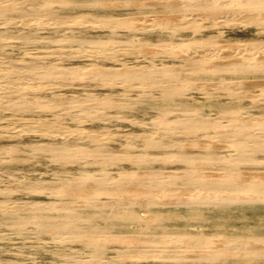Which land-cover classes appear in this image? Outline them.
Wrapping results in <instances>:
<instances>
[{"label":"bare ground","instance_id":"6f19581e","mask_svg":"<svg viewBox=\"0 0 264 264\" xmlns=\"http://www.w3.org/2000/svg\"><path fill=\"white\" fill-rule=\"evenodd\" d=\"M108 1L120 3L121 7L123 4H138V7L132 5L129 16L105 13L104 7L110 10L109 5L106 6ZM71 6L79 7V12L57 13ZM146 14L149 15L145 17ZM80 23L85 27H79ZM130 27L135 28L142 39L129 37ZM93 29L103 31L106 36L92 38ZM224 31L227 38L221 41ZM258 32L264 34V0H0V154L5 156L3 159L8 165L5 171H0V264L131 263V258L126 260L121 251L104 248L103 241L94 238L95 233H104L109 228L90 225L93 218L89 213L72 231L69 230L71 219L81 215L80 210L59 219L35 215L63 209L56 195L66 190L70 193L74 188H78L76 193L80 197L85 198L90 192L87 199L103 200L102 203L114 193L121 195L131 189L140 190L141 199L127 196L131 203L196 212L203 208L264 204L262 114L162 111L154 118H130L127 131L121 134L88 127L115 120L112 110L123 106L136 110L142 105V102L126 103L127 99L170 101L186 98L199 90L203 99L237 100L246 93L247 97L255 100L257 97L264 102V39L252 38V34ZM60 45L72 48L57 52ZM194 73H210L218 78L196 83L187 78ZM224 75L240 78L224 79ZM51 92L60 94L45 95ZM204 127H221L226 132L198 137L228 142L232 148L209 150L200 146L191 152L166 153L180 147L182 150V140H177L181 137H176L175 128L189 134L187 130L197 133L206 130L200 129ZM56 138L60 140L58 143L54 141ZM116 141L127 149L143 150L138 158L125 156L130 164L152 158L162 163L175 161L187 167L153 171L138 185L135 182L130 186L122 185L126 182L124 176L114 178L107 172L84 169L86 162L94 157L90 158L94 151L116 160L114 158L120 155H114L110 144ZM56 151L64 156L56 155ZM150 154L152 157H148ZM27 155L35 160L52 155L56 164L76 161L79 167L71 172L56 170L40 175L24 166ZM205 163L212 167L205 168ZM207 172L208 176L217 173L216 179L208 178ZM140 191L132 193L137 196ZM183 192L188 195L181 197ZM173 193H180L181 198ZM164 194H173L175 197L171 196L177 199L171 197L168 199L171 201L164 203L159 199ZM39 195L50 198L42 203L35 199ZM115 201L117 205H110L115 203L112 200L101 206L105 208L104 216L118 215L117 206L122 203ZM91 207L101 209L99 205ZM162 238L191 248H201L210 240L188 234ZM152 241L156 242L157 238ZM253 243L261 244L260 249L264 250V238H255ZM250 244L242 238L231 237L225 240L224 248H210L211 251L200 257L195 255L194 259L204 264H236L231 251L247 249ZM167 249L153 255L171 260L181 259L183 254L187 256L185 251H181L182 254L175 252L176 249L171 252L170 246Z\"/></svg>","mask_w":264,"mask_h":264},{"label":"rangeland","instance_id":"374dc122","mask_svg":"<svg viewBox=\"0 0 264 264\" xmlns=\"http://www.w3.org/2000/svg\"><path fill=\"white\" fill-rule=\"evenodd\" d=\"M109 2L110 1H108V3L106 2V6L109 5L110 10L108 8L104 7L105 13H114V14H120L123 16H129L132 13L131 8L138 7V4H135V5L134 4H123V6L121 7L120 3H116L115 1H111L110 3ZM118 7H121V8L115 9V10L113 9V8H118ZM78 12H79V7H75L73 9V7L71 6L69 8L59 10L57 13H59V15L60 14L66 15V14H75ZM147 15H149V14H146L144 16L147 17ZM145 19H150V18L148 17ZM80 24L78 25L79 27H81V28L85 27L83 25V23H80ZM129 29L132 31V32L129 31L130 33L128 32L129 37H131L133 40L142 39L140 35H137L135 28L130 27ZM222 33H223L222 36L220 35L221 41L225 40V37L227 36L225 31ZM105 36H106V34L99 29H93V31L91 33L92 38H100V37H105ZM247 37L250 38V36H247ZM153 38H155V37H153ZM159 38H163V37H159ZM252 38L256 39V40H261V39H264V34L261 32L254 33V34H252ZM42 40L45 41L46 39H42ZM70 48H72V46L60 45L56 48V51L62 52V51H65L66 49H70ZM153 51L155 52L158 50L154 49ZM222 77L224 79L230 78V80H237L240 78L236 75H224ZM187 78L191 79L192 81H194L196 83H198V82L201 83V82H205L206 80L215 81L218 77L215 75H212L210 73L202 74V75L194 73V74H189L187 76ZM242 86H244V89L246 88V85L244 82L242 83ZM130 92L139 93L137 90H131ZM57 94H60V92L45 93V95H52V96L57 95ZM203 98L204 97L202 95V92L199 90H196V91L192 92L191 95H189L186 98L177 99V100H170V101H168V100H141V99L140 100H130V99H127L126 103L142 102V105L138 106L136 110L131 109L129 106H123L122 108L117 109L118 110V111L116 110L117 112L115 110L114 111L112 110V116H113V118H115V120L108 121V122H97L95 124H90L88 127L95 129V130H108L109 132H112L114 134H121V133H124L127 131L126 128H127L128 124L131 123V122H129L130 118H132V117H135L137 119H139V118H145V119L154 118L155 116H158V114L161 113L162 111H168V112H172V113H184V112H189L192 110H198V111L206 113V114L210 113V114H216V115L224 114V113L230 112V111H240L245 115H253V114H260L261 115L262 114L264 116V102L259 100V98L257 99V97H256V100H255V98L251 99V98L246 96V93H244L243 97H241L240 99H237L238 101L236 99H225V98H217V99H203ZM94 107H96V106H93L92 108H94ZM149 113H151V114H149ZM175 129L177 131L176 137H181V138H177V140H182V150L180 147V149L169 150L166 153L176 154L179 152H191L194 149H198L197 147H200V146L204 147L205 149H209V150H211V149H231L232 148V144H230L228 142L221 143L219 141L217 142L216 140H212L210 138L198 137V136H208V135L211 136L217 132H226L225 129H223L221 127L200 128V129H206L203 131L196 129L197 131L198 130L199 131L196 133V132H194L195 131L194 130L193 132L195 134L191 132L192 130H187L190 132H189V134H186L187 133L186 130H183V133H181L182 130H179L178 128H175ZM178 131H180V133ZM190 133H192V134H190ZM204 139H206V140H204ZM208 139H210L212 141L209 140L210 141L209 142ZM54 141H55V143H58L60 140L58 138H56V140H54ZM197 141H199V142H197ZM206 142H208V143H206ZM110 144H112L111 149H112L114 155H120V156H118L120 158V160L117 161V159H118L117 156H116V158H114L116 160H113V159L111 160L108 157L103 156L100 152L94 151L93 154L90 156V158L92 156H94V157H92L91 159H89L88 162H86L85 166H83L84 169L90 170V171L107 172L108 174L112 175L114 178H116L118 176H122V177L124 176L125 179L123 181H126V182L123 183V181H122L121 182V183H123L122 185L127 184V186H130V184L134 185L135 182H136L135 185H138L139 182L141 181V179L146 178L150 172L154 171L153 173H157V172L164 171V170H174V169H180V168L187 167V166H181V164H179L175 161L162 163L159 161L152 160V158L151 159L148 158L147 162H142V163L141 162H138V163L134 162V163L130 164L125 159L126 158L125 156L129 154L132 157L138 158L144 153L143 150L139 147L127 149V148H125L123 143H121L119 141L111 142ZM229 146H231V148ZM54 153L56 155L58 154V155L64 156L63 153L60 151H58V153H57V151ZM0 155H1L0 156V171H5L7 169L8 165L6 164L5 159H3L5 156L2 154H0ZM151 155L152 154L148 155V157H152ZM74 162H76V161H68V162L63 163V164H56L52 161V155H45L44 158L40 159V160H35L32 157L30 158L29 155H27V161H26V164L24 166H28L30 169L34 170L36 174L48 175L49 173L56 171V170H63V171L67 170L68 172L75 171L79 166H77V164H75ZM104 162H106V164ZM123 162H125V163H123ZM205 165H206V166H204L205 168H211L212 167V166H209L210 165L209 163H205ZM137 174H139V177ZM141 175H143V176H141ZM216 176H217V173H213V172L209 173V176H208V172H207V177L210 178L211 180H212V178L216 179ZM138 179H140V180H138ZM137 180H138V182H137ZM176 187H178V186H176ZM180 187L186 189L185 186L184 187L180 186ZM77 189L78 188L71 189L70 193L66 192L67 191L66 190L63 192V194H58V196L56 195L55 199L57 200V202H59L58 204L63 208L60 211H58V212L42 211V212H37L35 215L38 217L46 216V217H52L55 219H59L63 215H65L69 212H72L73 210H80L81 215L77 214L76 216L72 217V219H71V225H70L69 230L72 231L80 223V219L83 216H86L87 213H89L93 218V221L91 222L90 225H92V226H94V225L95 226L96 225H103V226L106 225L109 228L108 231H106L104 233H95L94 238L96 240H98L99 242L103 241L101 243L103 244V246L105 245L104 248H116L119 251H121L122 256L126 260H130L129 258H131L132 261L130 264H153V263H156V264H204V261L196 260L194 258L200 257L203 254H206L207 252L211 251L214 248H224L225 240L227 242V240L231 237H239V238L247 240V241H249V243H251L247 247V249L236 248L233 251H231V254H233V252H234V254L232 255L233 256L232 258H234V262L236 264H264V250H263V248L260 249V247H263V246L261 244H258V243H253L255 238H264V204L250 205V206H234V207H229V208H224V209L203 208L201 212L191 211V210L184 209V208H173V207H168V206H164L161 208H149V207H143V206H140L137 204H136L137 205L136 206L134 203H131L129 198L134 199V200H138V199H141L140 197H142V192L140 190H137L140 192L138 193L139 195L137 194V196H136V193H132V192H137V191L131 189L130 191H124L126 193L121 194V195L119 194V192L114 193L113 194L114 196L110 195L109 196L110 198L106 199L107 201H105V202H107L108 204H110L109 202L114 200L115 203L111 202L110 205L116 204L117 202L115 200H118L119 202L122 203L121 205L117 206V208H118V215L117 216L106 217V216H104L105 208H101V206H104V204H106L105 202L102 203L103 200H98V201L96 200L95 201V200L87 199L86 197L88 195L89 196L91 195L90 192H89V194H87V196H85V198L80 197V195H78L76 193ZM128 192L130 194L131 193L132 194L129 195ZM120 193H122V192H120ZM173 194H169V195L164 194V195H162V197L160 196L159 199L160 200L163 199L162 201L164 203H167L168 201H171L168 199H170L172 197L171 195H173ZM185 194L188 195L187 193H185ZM60 195H61V198H59ZM117 195H120V196H117ZM174 195L176 197L179 196L178 198L186 196V195H184V192H183V194L181 193V197H180V193H175ZM117 197H118V199H117ZM125 197L128 200H126ZM174 197H172V198H174ZM36 198L39 201H41L42 203H44L50 198V196L39 195V196H35V199ZM123 198H125V199H123ZM174 199H177V198H174ZM123 200H125L126 202ZM166 200H167V202H166ZM124 202L125 203L128 202L129 204L125 205ZM66 204H68V205H66ZM93 205H96V206L99 205L101 209L94 210L91 207ZM121 209H122V211H121ZM76 222H78V223H76ZM173 234H188V235H197V236L199 235V236L208 237L210 240L208 241V243L201 246V248L200 247L199 248H193V247L191 248V246H189V245L187 246V244L184 245L182 242H174V241L164 240L166 242L165 243L162 240L163 239L162 237H165L166 235L167 236L173 235ZM108 235H110V236H108ZM151 235L152 236L154 235V237L155 236L156 237L152 238ZM161 235H163V236H161ZM100 236H102V237H100ZM134 236H135V238H134ZM148 236H150L152 239L147 238ZM157 236H161L162 239L160 237H157ZM119 237H120V239H119ZM130 237L133 239H136V241H138V242H134L135 240H132ZM123 238H125V239H123ZM156 238H157V241L153 242L152 240L153 239L156 240ZM99 239H101V240H99ZM140 239H141V241H140ZM220 239H222L223 241ZM115 240H116V242H115ZM148 240H149V242H148ZM159 240H161L162 243L159 244V242H161ZM212 240H214L213 241L214 243L212 242ZM120 241H122V243ZM132 241H133V243H130ZM143 241H145V242H143ZM146 241L148 242L147 246H146ZM117 242L119 245L116 244ZM211 242L213 244H211ZM215 242H217V243H215ZM135 243H136V245H135ZM137 243H141V245L137 244ZM163 243H165L166 245L164 244L165 246H163L162 245ZM168 244L170 246L169 250H171V252H174L175 249H176L175 252H177L178 251L177 249L179 247L181 248L182 244H183L184 249H183V247L181 250L179 248L180 251H178V253H182L183 251H185V252H187L186 253L187 256H185L182 253L183 257L181 259L171 260V259L157 258L156 256L158 254L163 253L169 247V246H167ZM107 245H108V247H107ZM151 245H153V246H151ZM205 246H208V247L202 248ZM150 247L151 248L153 247V248L151 249ZM185 247H187V248H185ZM250 247H251V249H250ZM79 248H81L80 245H79ZM132 248H133V250H132ZM148 248H150V251H148ZM210 248H212V249H210ZM207 249H210V250H207ZM156 252H158V253L156 254ZM239 252H241V253H239ZM153 253H155L156 256H155V254L153 255ZM130 254H131V256H128ZM132 255H134V257ZM137 255L138 256L140 255V256L138 257ZM148 255H150V258ZM195 255H197V257H195ZM132 257L136 258V259H133ZM156 258H157V260H156ZM19 264H26V263L22 262Z\"/></svg>","mask_w":264,"mask_h":264}]
</instances>
